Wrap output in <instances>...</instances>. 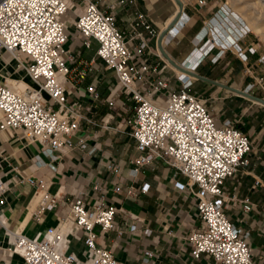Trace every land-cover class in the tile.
Segmentation results:
<instances>
[{
  "label": "crops",
  "instance_id": "obj_1",
  "mask_svg": "<svg viewBox=\"0 0 264 264\" xmlns=\"http://www.w3.org/2000/svg\"><path fill=\"white\" fill-rule=\"evenodd\" d=\"M94 1L102 11L115 16L116 25L132 50L141 43L139 38H133L132 29L138 14L146 16L155 34H163L179 10L176 0ZM180 1L184 4V18L188 20L185 29L176 37L168 34L159 38L140 26L139 31L144 33L150 50H145L135 63L140 65L143 60L147 61L152 69H156L151 80L167 81L171 92L178 93L182 89L178 70L193 75L195 80L189 92L204 99L205 105L211 102L209 106L220 108L222 116L228 118L218 122L213 116L216 122L231 121L247 134L246 131L251 129L241 128L238 122L250 125L259 109L254 105L259 102L239 91L264 100L259 86L249 91L256 78L264 76V63L260 62L262 54L251 55L249 50L253 43L250 38L239 37L236 33L231 35L220 25V14L225 9L220 11L219 0H206L204 6L197 0ZM75 2L78 8L66 17L69 21L66 47L72 51L73 60L68 62L71 83H65V87L69 104L82 110L85 119L72 140L77 143L84 138L88 150L95 151L87 157L86 151L78 147L68 154L58 153L60 158L53 168L41 144L27 145L19 131L0 132V185L6 187L5 193L0 192V264H26L24 258L11 251L5 227L32 239L42 238L49 229H60L63 238L57 246L59 252L73 254L80 262L93 260L95 254L85 244L84 233L75 225L67 204L81 199L90 208L102 198L107 206L117 208L118 212L114 230L103 231L96 227L97 244L110 250L119 264H209L210 260L205 256L193 258L187 240L192 230L204 225L192 190L176 189L174 169L162 160L139 168L136 175L131 173L137 168L133 162L140 155L126 121L134 111L131 110V116L112 121L114 129L101 128L100 120L109 111L106 98L116 86L117 78L114 71L108 70L97 57V41L92 40L90 48L84 47L83 38L74 25L80 0ZM156 49L163 56L158 55ZM238 50L247 56V60L240 58ZM12 59L0 47V81L3 83L6 76L17 75ZM22 69L23 74L26 73ZM84 70L88 76L81 80L79 74ZM91 86L95 87L98 98L88 91ZM142 90L146 91L147 87ZM158 102L163 103L164 97ZM90 119L98 124H90ZM38 155L45 165L37 164ZM248 159L249 165L242 167L224 184L225 213L235 226L249 233L247 242L254 263L264 264V139L257 148L253 146ZM111 164L117 165L119 171L109 169ZM178 181L186 183V178L180 176ZM145 184L150 185L149 191L141 193ZM131 189L133 194L129 193ZM42 193L57 196L61 204L53 211L41 212V201L37 198ZM247 205L251 206L250 211L245 209ZM132 226H136L135 231H130Z\"/></svg>",
  "mask_w": 264,
  "mask_h": 264
},
{
  "label": "built area",
  "instance_id": "obj_2",
  "mask_svg": "<svg viewBox=\"0 0 264 264\" xmlns=\"http://www.w3.org/2000/svg\"><path fill=\"white\" fill-rule=\"evenodd\" d=\"M197 2L201 6L207 4L206 0ZM77 8L75 0H0V47L19 62L33 83L20 94L0 81V132L19 131L27 145L41 144L53 168L60 158L58 153L68 154L78 147L86 151L87 157L95 151L88 150L84 138L77 143L72 140L85 116L82 110L69 104L65 87V83H71L68 62L73 60L72 51L66 47L69 42L66 17ZM182 11L179 7L166 35L176 37L185 29L188 20ZM74 25L85 48H90L92 40L99 43L97 57L117 78L116 86L106 98L109 111L100 120L101 128L114 129L112 121L134 111L126 120L140 153L133 162L137 168L131 171L132 175L139 168L162 160L174 169L175 188L181 191L190 188L196 196L204 225L192 230L187 238L193 258L205 256L209 264H255L247 242L249 233L235 226L225 213L223 190L225 182L250 163L249 135L231 121L216 122L202 99L189 92L195 80L193 75L176 69L182 89L171 92L167 81L151 80L156 69L147 61L135 63L145 50H150L139 27L143 26L150 35L162 36L155 34L145 15L138 14L132 24L133 38L141 40L134 50L117 27L115 16L102 11L94 0H80ZM156 51L163 56L161 51ZM238 54L247 60L240 50ZM260 62L264 63V58ZM87 76L84 70L79 79ZM256 86L264 91V76L256 78L249 91ZM142 87L147 90L143 91ZM88 91L98 98L94 86ZM162 97L164 102L159 103ZM88 121L98 124L93 119ZM36 160L39 166L45 165L40 155ZM109 169L119 171L115 164L109 165ZM180 176L186 178V183L178 181ZM29 182L35 183L33 179ZM149 188L145 184L140 191L146 193ZM0 192H6L4 185H0ZM129 193L134 192L131 189ZM59 204L57 196L45 193L41 212L53 211ZM67 205L75 225L84 233L85 244L95 254L93 260L80 262L73 254L59 252L57 246L63 238L60 229H49L42 238L32 239L4 226L9 233L11 251L24 258L26 264H119L110 250L98 246L95 231L96 227L114 230L118 209L107 206L103 198L90 208L81 199ZM245 209L250 211L251 206ZM135 230L136 226L130 228Z\"/></svg>",
  "mask_w": 264,
  "mask_h": 264
},
{
  "label": "rangeland",
  "instance_id": "obj_3",
  "mask_svg": "<svg viewBox=\"0 0 264 264\" xmlns=\"http://www.w3.org/2000/svg\"><path fill=\"white\" fill-rule=\"evenodd\" d=\"M246 1L247 0L245 1L244 0H219V4L221 7L220 11H223L222 10L223 7L225 9L220 14L219 23L226 30L228 29L231 35L236 33L239 35V37L245 36L246 38L247 37L250 38L253 45L251 46L249 53L251 55H257L260 53L262 54L261 58H264V16H263L264 8L250 9L246 7L247 5ZM251 14L254 18L252 19V21L249 19V16ZM215 30L218 33V28L215 27ZM262 30H263V33H261ZM216 42L217 41H215V43ZM12 64L14 68H16L17 70V75L16 76L14 75L13 77L6 76V78L4 79L5 84H7L11 88L12 84L9 83V79H10V80H22L28 83V85H30L28 78L26 76V73L24 72L23 74V69L18 67L19 66L18 61L12 59ZM262 93H264L263 90H262ZM257 96L261 97V94H258ZM242 100L243 102L252 104L251 101H246L247 99H242ZM202 101L204 102V99ZM210 103L206 102L207 108L210 110L211 114L217 119V121L220 122L222 118H225V117L222 116L220 108L217 107V109H213L211 106H209ZM245 104L246 103H244V105ZM254 108H259V109L257 111V114L253 115L254 118L251 120L250 122L251 124L245 125L243 121L238 122V124L239 126H241V128L245 130L251 129V130H247L246 132L251 137L252 148L253 146L254 148H257L260 142H263V139H264V105L260 103L255 104ZM131 115H132V112L130 111L128 114L124 116L127 117ZM226 119L228 118H225L224 120ZM261 125L262 127L258 128ZM251 127H254V128H251ZM261 129L263 130L261 131Z\"/></svg>",
  "mask_w": 264,
  "mask_h": 264
},
{
  "label": "bare ground",
  "instance_id": "obj_4",
  "mask_svg": "<svg viewBox=\"0 0 264 264\" xmlns=\"http://www.w3.org/2000/svg\"><path fill=\"white\" fill-rule=\"evenodd\" d=\"M245 1V0H244ZM247 5L246 7L250 8V9H260V8H264V0H247ZM240 3V2H239ZM179 6V5H178ZM249 9V10H250ZM264 16V15H263ZM249 19L252 21L253 16L252 14L249 16ZM263 21V20H262ZM258 22V21H257ZM258 26V25H257ZM263 26V25H262ZM257 29V28H256ZM260 29V28H259ZM260 32V30H259ZM261 33H263V30L261 31ZM9 83L12 84L11 88H13L16 92L18 93H23L24 90L29 86L28 83L22 81V80H10L9 79ZM260 103V102H259ZM262 104V103H261ZM263 105V104H262ZM44 193L40 194L38 196V201L40 202L42 200ZM36 200V199H35Z\"/></svg>",
  "mask_w": 264,
  "mask_h": 264
},
{
  "label": "water",
  "instance_id": "obj_5",
  "mask_svg": "<svg viewBox=\"0 0 264 264\" xmlns=\"http://www.w3.org/2000/svg\"><path fill=\"white\" fill-rule=\"evenodd\" d=\"M176 2H177V4L179 5L180 9L182 10V9H183V3H182L180 0H176ZM166 33H167V31L163 32L162 37H163L164 35H166ZM160 48H161V50L164 52V50H163V48H162L161 45H160ZM165 55H166V57L168 58V60H169L172 64L176 65V64L171 60V58H170L167 54H165ZM239 93H241L242 95H245V96L251 97V98L257 100L258 102H260V103H262V104L264 105V100L261 99V98H256V97L251 96V95H249V94H247V93H245V92H240V91H239Z\"/></svg>",
  "mask_w": 264,
  "mask_h": 264
}]
</instances>
